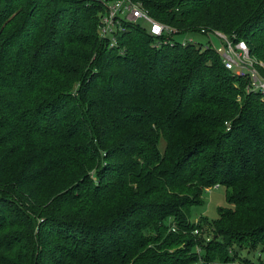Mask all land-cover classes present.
<instances>
[{
    "label": "trees",
    "instance_id": "trees-1",
    "mask_svg": "<svg viewBox=\"0 0 264 264\" xmlns=\"http://www.w3.org/2000/svg\"><path fill=\"white\" fill-rule=\"evenodd\" d=\"M133 1L177 34L119 17L104 36V0H0V264H233L234 243L264 246V98L178 38L214 18L264 62V0ZM215 186L228 207L193 222Z\"/></svg>",
    "mask_w": 264,
    "mask_h": 264
},
{
    "label": "rangeland",
    "instance_id": "rangeland-1",
    "mask_svg": "<svg viewBox=\"0 0 264 264\" xmlns=\"http://www.w3.org/2000/svg\"><path fill=\"white\" fill-rule=\"evenodd\" d=\"M104 1H105V3H103V4L107 5L109 8L111 6V4L117 0L112 1V2L111 1L108 2L107 0H104ZM234 1L235 0H227L225 2H221L217 7L214 8V10L222 9L223 13L228 15V16H229V13H228L229 11L234 14V11L238 8L236 6V2H234ZM127 18H128L127 21L132 22V18L130 16H128ZM217 21H218L217 19H214V18L211 19V22L213 24H216ZM139 24H141V26L143 28L147 29L150 32L151 25L148 22H146L144 20H140ZM213 24L209 25V27L203 28V29L207 30V33L210 32L211 34H202L203 32L202 33H191V34L180 35V36H178V38L180 39V41L182 43H186L188 41H191V42H195L198 44H202L204 46H207L209 43H211L216 50L223 49L224 48V42H222L223 40H221V38L218 35H216V33H222V34H224V33L221 32V30L219 31L217 29H214ZM115 30H117L116 27H115ZM172 30H173L174 34L177 32L176 28H172ZM253 59L257 62L258 67L264 68V62L262 60H260L258 58H253ZM247 91H248V88H247ZM162 148L164 149V146ZM32 156H33V154L29 153V151H28L23 163H21L18 166L19 171L22 168L23 169L27 168L28 165H24V162L26 161V159L28 157H32ZM5 167H8V166L0 165V170L5 168ZM16 172H14V173L15 174L28 175L29 172H31V171L27 170V171H24L21 173H16ZM32 189H35V187H32L30 190H32ZM203 201H204V203L202 205H196V206L191 208L192 221L199 223V222H202L203 220H205L207 222H210L211 224L216 223L217 221H219V218H220V209L228 207L227 189L223 186H221V187L215 186L212 189H208L207 191H205V193L203 195ZM12 215L17 216V213L15 211L8 212V210H6L5 211V217H6L5 220H10ZM214 231H215L214 226L204 225V230H202L200 232L199 238L204 240L205 245L210 243V241L214 238ZM1 236H3V235L1 234ZM251 241H252V239L248 238L242 244L234 243L232 245L236 250L235 257L238 258V259L236 258L237 261L233 264H250V263L259 264L260 262H264V246L259 245L257 247H254V244L251 243ZM228 264H232V263H228Z\"/></svg>",
    "mask_w": 264,
    "mask_h": 264
},
{
    "label": "built area",
    "instance_id": "built-area-1",
    "mask_svg": "<svg viewBox=\"0 0 264 264\" xmlns=\"http://www.w3.org/2000/svg\"><path fill=\"white\" fill-rule=\"evenodd\" d=\"M132 18V22L144 20L151 25V33L156 37H162L164 34H174L173 30L164 24L155 21L150 14L144 10L143 7L136 4L133 0H117L109 7V13L103 20L102 33L104 36H111L117 30V23L119 17ZM204 34H211L203 31ZM223 41L224 48L219 49L218 52L223 59V63L230 71L247 79L248 91H257L262 94L264 98V78L261 76L257 62L252 58L250 49L246 42H237L235 37L229 38L225 34L216 33Z\"/></svg>",
    "mask_w": 264,
    "mask_h": 264
}]
</instances>
